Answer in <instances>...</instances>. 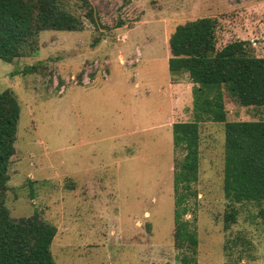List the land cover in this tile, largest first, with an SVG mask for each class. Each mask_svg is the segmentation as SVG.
Listing matches in <instances>:
<instances>
[{
    "label": "rangeland",
    "instance_id": "obj_1",
    "mask_svg": "<svg viewBox=\"0 0 264 264\" xmlns=\"http://www.w3.org/2000/svg\"><path fill=\"white\" fill-rule=\"evenodd\" d=\"M229 1L234 8L222 0H89L97 29L41 32L34 51L0 61V91H11L20 109L5 206L12 219L36 210L55 226V264H180L172 168L181 153L171 125L191 121L192 104L188 81L178 77L171 110L167 39L176 25L209 17L218 22V47L248 40L264 57V0ZM117 17L122 29H106ZM95 61L108 63L106 77L89 73ZM29 66L34 71L23 73ZM225 108L228 121L264 120L263 108L227 94ZM223 150V125L202 123L197 195L184 216L198 239L196 264H264L258 206L223 197ZM230 207L236 219L224 229Z\"/></svg>",
    "mask_w": 264,
    "mask_h": 264
},
{
    "label": "trees",
    "instance_id": "obj_2",
    "mask_svg": "<svg viewBox=\"0 0 264 264\" xmlns=\"http://www.w3.org/2000/svg\"><path fill=\"white\" fill-rule=\"evenodd\" d=\"M130 3V0H127ZM88 23L97 29L89 0H0V61L35 50L41 32H79ZM118 17L106 29H118ZM218 22L204 17L174 27L167 39L168 73L172 79L186 75L191 87L192 120L171 125L173 159V245L181 251L180 264H196L198 239L184 216L196 198L200 125L220 123L224 129L222 193L230 204L253 203L264 229V120L228 121L225 94L242 107L264 109V57L253 53L248 40L218 47ZM100 41L97 36L92 46ZM29 66L23 73H31ZM19 105L9 90L0 91V264H55L50 246L55 226L38 211L12 219L5 206L9 161L14 153ZM236 210L223 215V228L235 222Z\"/></svg>",
    "mask_w": 264,
    "mask_h": 264
},
{
    "label": "crops",
    "instance_id": "obj_3",
    "mask_svg": "<svg viewBox=\"0 0 264 264\" xmlns=\"http://www.w3.org/2000/svg\"><path fill=\"white\" fill-rule=\"evenodd\" d=\"M219 1H221V0H219ZM225 2H226L230 7L234 8V6H235V2H234V1L222 0V3H225ZM215 11H216L217 13L214 12V15H213V16H217V15H218V11H219V10H215ZM120 29H122V28H119V29H117V30H120ZM129 32H134L135 34H137L136 28H132V29H130ZM123 34H125V33H123ZM125 37H126V39L128 40L126 34H125ZM226 43H227V42L223 43L222 46L225 45ZM132 46H134V44H129V47H132ZM135 48L137 49V52H138V58L136 59V63H137V62H139V60H140L141 52H140V50L137 48L136 45H135ZM168 56H169V55H168ZM169 76H170V75H169ZM182 76H183L184 78H186V79L184 80V82L188 81V82H187V83H188L187 86H188V89L191 90L192 84L189 82L187 76H186L185 74L182 75ZM182 76H180V77H182ZM173 81H174V82H172V78H171V76H170V77H169L168 84H169V102H170L171 110H172V108H173L174 106L179 105L178 103H179V101H180V98H179L180 83H176V82H178L177 80H173Z\"/></svg>",
    "mask_w": 264,
    "mask_h": 264
},
{
    "label": "built area",
    "instance_id": "obj_4",
    "mask_svg": "<svg viewBox=\"0 0 264 264\" xmlns=\"http://www.w3.org/2000/svg\"><path fill=\"white\" fill-rule=\"evenodd\" d=\"M107 62H98V61H95L94 63H92L90 66H89V73L92 72V71H97L99 70V72L101 73V76L102 77H106L107 76ZM90 76H88L87 72H85V74L83 75L82 77V80L81 82L86 85V84H89L90 83ZM72 81L75 80L74 77L70 78ZM63 89V88H62Z\"/></svg>",
    "mask_w": 264,
    "mask_h": 264
}]
</instances>
